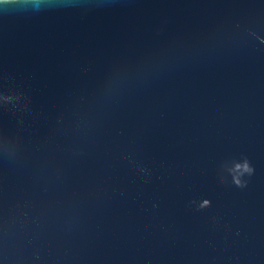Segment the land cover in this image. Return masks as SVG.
<instances>
[{
	"label": "water",
	"instance_id": "water-1",
	"mask_svg": "<svg viewBox=\"0 0 264 264\" xmlns=\"http://www.w3.org/2000/svg\"><path fill=\"white\" fill-rule=\"evenodd\" d=\"M29 7L0 0V264H264V0Z\"/></svg>",
	"mask_w": 264,
	"mask_h": 264
},
{
	"label": "clouds",
	"instance_id": "clouds-1",
	"mask_svg": "<svg viewBox=\"0 0 264 264\" xmlns=\"http://www.w3.org/2000/svg\"><path fill=\"white\" fill-rule=\"evenodd\" d=\"M2 2L7 3L8 0H2ZM23 2L30 6L29 11L32 14H38L39 12L47 10L48 0H23ZM234 170L240 174L247 173L249 175H251V173L253 171V169L249 166V163L247 162V160H245V162L243 164H239V163L236 164L234 166ZM233 181L239 187L244 186L241 183V181L236 177H233ZM204 203L207 204V201H205Z\"/></svg>",
	"mask_w": 264,
	"mask_h": 264
}]
</instances>
